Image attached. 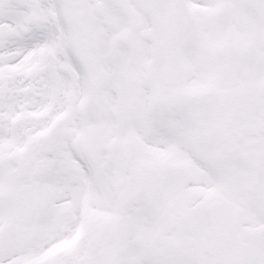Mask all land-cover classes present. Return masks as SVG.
Here are the masks:
<instances>
[{
  "label": "snow or ice",
  "instance_id": "1",
  "mask_svg": "<svg viewBox=\"0 0 264 264\" xmlns=\"http://www.w3.org/2000/svg\"><path fill=\"white\" fill-rule=\"evenodd\" d=\"M0 264H264V0H0Z\"/></svg>",
  "mask_w": 264,
  "mask_h": 264
}]
</instances>
